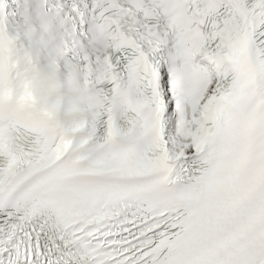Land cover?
<instances>
[{
  "label": "snow or ice",
  "instance_id": "1",
  "mask_svg": "<svg viewBox=\"0 0 264 264\" xmlns=\"http://www.w3.org/2000/svg\"><path fill=\"white\" fill-rule=\"evenodd\" d=\"M0 264H264V0H0Z\"/></svg>",
  "mask_w": 264,
  "mask_h": 264
}]
</instances>
